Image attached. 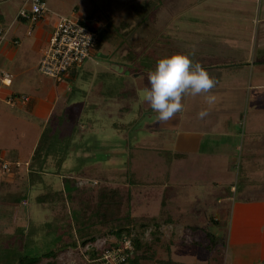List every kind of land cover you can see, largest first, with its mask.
<instances>
[{
  "label": "crops",
  "instance_id": "crops-1",
  "mask_svg": "<svg viewBox=\"0 0 264 264\" xmlns=\"http://www.w3.org/2000/svg\"><path fill=\"white\" fill-rule=\"evenodd\" d=\"M100 1L117 5L116 9L123 12L127 10L126 4L146 2V0ZM163 1L170 4L167 10H170L171 18L173 17L174 20L179 12H187L186 22H183L184 26L180 22L173 37L167 35L169 38L167 42L160 40L158 45L156 44L153 59H158L163 54L168 55L170 51L191 54L190 58L200 63L216 81L211 91L218 97L217 102L209 107L204 100L205 94L183 95L182 110L174 116L177 122L173 121L172 124L171 120L165 123L158 121L155 112L156 117H152L153 111L143 98L144 91L149 87L147 73L152 68L140 65L141 68L136 69L130 63L137 58V55L141 59L143 57L140 56L152 59L151 52L146 55H141V52L145 45L151 42V36L157 37L158 27L163 26L164 29L169 30V23L158 26L157 19L153 24L140 20L138 53L129 52L130 54L125 55L126 51L122 48L119 52L123 55L119 53L117 60L110 59L104 54L102 47L107 41L100 38L99 44L93 48L89 58L79 68L68 72L62 81L56 82L39 73L37 65L38 58L56 23L53 16H56L57 11L65 4L55 2V9L52 5L46 7V12L34 24L29 34L28 22L17 17L18 10L26 5V0L14 7L0 6V28L3 32L0 41V120L6 122L10 120L14 124L19 119L25 120L28 124L29 120L37 123V126H33L37 130L33 133V143L26 146L28 148L24 146L23 136L19 135L15 127H10L8 140L0 145V155H5L4 159L8 158L19 165L11 167V176L0 177V208L7 213L6 207L11 208L8 204L18 201L23 193L25 196H22L19 202L25 201L28 207V198L32 196L30 174L39 176V172H46L45 175L53 182L63 180L61 177L66 176L63 186L61 181L62 187L68 181L71 183L81 178L84 180V176H67L62 172L58 174V171H43L39 167H36L35 171L34 168L31 170L32 161L40 146L39 136L41 131L44 132L43 126L45 123L48 124L54 113L57 112L59 119L63 116H71L76 121L85 118L92 123V118H96L97 121L101 116L108 117L106 109L109 108L110 103L116 101L122 103L127 96L130 100L134 97L136 99L134 101L140 102L144 109V119L141 121L144 134L139 138L143 156L149 157L154 153L161 160V154L166 155L168 158L166 160H170L171 166L177 165L176 161L183 162L190 156L204 158L205 155H213L217 158H214L215 161H220V165L213 166L211 170L218 171V173L213 172L217 175H220L221 170L224 171L221 165L223 162L227 163L230 160L231 163L228 164H233L235 155H240L242 162L244 156H248L242 171L243 177L250 182L246 181L238 189L228 181L229 188L226 192L221 187L223 184L221 177L211 174L208 178L204 173L200 178L207 181L202 180L198 185L193 180L189 181L181 177L186 176L183 172L186 170L183 164L174 166L169 170L170 175L166 174L165 180L157 184V189L150 187L140 191L145 201L142 200L139 205L132 204L129 213L125 214L131 218L144 216L145 221L149 223H156L155 219L158 215L164 216L162 220L166 222L174 220L177 225L172 227L169 223V232L164 231L163 228L158 232L156 230L154 235L151 234L152 230H149L148 240L140 236L131 253V261L128 260L126 264H264V0ZM89 2L93 5L87 9L86 19L98 22L95 23L98 30L104 29L106 32L107 25L102 23L105 20L101 21L97 16L102 4L97 1L93 3L92 0ZM162 3L161 0L158 1L160 6L156 5L154 10H161ZM80 8L78 3H75L71 10L78 12ZM126 26L125 41H135L130 36L137 31V24ZM147 28H154V34ZM107 33L109 34V31ZM108 34L107 37L110 38ZM163 35L161 34L162 37ZM128 54L130 60L126 59ZM101 70L105 72L104 75L107 74V77H116L118 86L113 87L109 80L84 81L87 74L95 79L100 75ZM3 73L9 75V82H2ZM19 96H26V100H20ZM201 110L208 111V115L203 119L197 116ZM161 131L169 133L164 141L161 136L159 137ZM122 133L123 140H128L125 133ZM101 136L115 137L108 133ZM215 140L217 142H214ZM121 141H117L116 144L97 143L94 150L100 152L112 148L125 152L127 141ZM130 159L132 160L131 155H129V163ZM191 162L195 168L192 170L200 168L201 171H206L205 168L196 165V162ZM241 162L238 169L241 167ZM135 163L134 157L133 164ZM197 172L199 171L193 173L195 175L192 179H196ZM246 172L249 174H245ZM149 180L154 179L152 177ZM22 181L26 183L25 188L23 187L25 183H21ZM191 188L200 194L198 198L188 197ZM23 189L25 190L22 191ZM211 193H214L212 197ZM215 198L221 204L208 222L178 226L181 215L190 213L193 218L194 214L202 209L200 203L203 200L213 201ZM38 199H41L40 196ZM54 211H58V208H54ZM11 213L13 222H9L2 214L10 223L7 225L0 216L1 223L4 224L0 225V235L11 236L10 239L0 238V245L2 242L4 244L15 242L12 236L15 235L16 229L13 226L19 217L16 212L11 211ZM211 224L215 226V231L210 229ZM113 238L116 239L115 236ZM110 240L109 243L116 241Z\"/></svg>",
  "mask_w": 264,
  "mask_h": 264
},
{
  "label": "rangeland",
  "instance_id": "rangeland-1",
  "mask_svg": "<svg viewBox=\"0 0 264 264\" xmlns=\"http://www.w3.org/2000/svg\"><path fill=\"white\" fill-rule=\"evenodd\" d=\"M22 1L23 0H0V6L8 5L10 7H14L16 5H20ZM89 1L91 0H44L46 7L52 5L53 9H55V2L65 4L61 10L57 11L56 16H53L55 22L58 18L57 15L73 16L80 19H86L87 9L93 5ZM95 1L102 4V8H99L97 16L99 19H101V21L105 20L102 23L107 25L105 26V29L109 31L110 35L102 28V30H98L97 25H95V23L98 22L91 20L89 25L98 30L99 38L107 41L105 44H103L102 51L113 60L118 59L117 57L119 56V53H121L119 51L122 48L126 51H122L125 53V55L129 52L133 54L138 53L139 43L137 42V38L139 37L138 28L140 20H144V23L149 22L147 24H153L154 20L157 19V24L159 22L158 26L169 23V30L164 29L163 26L160 28L158 27L157 37L155 35L151 36V42L147 43L144 50L141 52V55H146V53L151 52L152 59H145L144 56H140L143 57L141 59L137 55L136 59H131L132 62L129 61L132 64V67L136 69L140 67V65L143 67L153 68L155 61L157 60L153 59V56L156 53V44L158 45L160 40L167 42L169 40L167 35L173 37L174 33L177 32L180 22H182V26H184L183 22H186L187 12H179L177 18L174 20L173 17L171 18L170 10H167L169 9L170 4H167L166 1L164 2L163 0H161V3L163 2V7L161 10H154V7L158 5V1L160 2V0H146L144 3H135L131 5L126 4L125 8L127 10L124 12L122 10L116 9L117 5H109V3H102L100 0H92L93 3H95ZM75 3H78V5L81 7L78 12H72L71 10L72 5ZM103 7L105 10H103ZM123 20L125 22L124 24ZM129 24H137V31L133 32L134 34L131 33L130 36V38L135 39V41H125V28L127 27L126 25ZM152 29L147 28L148 31L150 30L154 34L155 29ZM127 31L130 33L129 29H127ZM107 34L110 36V38L107 37ZM161 34H164L163 37ZM129 54L126 57L127 60H130ZM169 54H171V51ZM121 55L123 54L121 53ZM96 58L98 59L99 57L97 56ZM104 73L105 72L101 70L100 75H97L95 79L87 74V78L84 81L98 82L100 79L99 82H106L109 80L113 87L118 86L116 77L112 78L111 76L110 78L107 77V74L104 75ZM35 76L39 77V75ZM134 100H136L134 97L132 100H130V97L127 96L125 98V102L118 103V101H116L114 103H110L109 108L106 109V112H108V117L101 116L97 121L95 120L96 118H92V123H90L89 120L85 118L82 119V121H76L71 116H63L61 119H59L56 112L52 115L48 124H44V132L41 131V135L39 136L38 141L40 140V146L32 161L31 170L34 168L35 171L36 167H39L43 171H58V174H61L62 172V174L67 176H84V180L81 178L80 180H74V182L71 181V183L68 181L69 183L67 182L66 185L62 187L65 183L64 180L66 181V176L61 177L63 180L60 179V181L56 180L57 182H53L45 175L46 172H39V176L30 174V176H32L30 183L32 185L30 188L32 196L28 198V207L25 201L21 200L19 202L22 196H25L23 193L22 196H19L18 201L16 200L15 203L8 204L11 208H13V210L6 207V210L8 211L6 213L4 209L0 208V216L4 218V221L6 222L5 225H7V223L13 219L11 211L16 212L19 217L15 220V225L13 226V228L16 229L15 235L12 236L13 241L15 240V242H13V244L7 242L4 244L2 242V245H0V264H17L20 257L24 255L36 257L50 250L53 251L52 256L46 259H41L36 264H85L86 261L90 259L88 256L89 253L87 251L91 250L93 247L104 248L103 246L109 245L108 241L111 242L110 239L116 240L118 243L121 242V239L123 236H125V231L121 233L122 238L115 239L113 236L97 237L93 242H87V246H85V248L84 246L82 247L79 245L84 237H81V234H79L77 230L75 231V226L73 224L77 214L76 205L73 202L75 197L72 196L70 199L67 198V196L70 197V191L76 184L92 183V185H94L97 180L107 179L120 185L123 188V191H126L128 194V197L124 202V211L125 213H129L128 211L130 210L132 204L139 205L142 200L145 201V199L140 195V191L142 192L143 190L150 187L157 189V184H160L161 181L165 180L166 174L170 175L169 170L174 166L183 164L186 168V170H183L186 176L181 177L188 179L189 181L193 180L198 185L202 183V180L207 181V179L200 178V176H202L204 173L207 174L208 178L211 174H215L213 172L218 173V171H211L213 166L220 165V161H215L214 158H217L213 155H205L204 158H193L190 156L186 160H183V162L176 161L175 163H177V165L172 164L171 166L170 160H166L168 159L166 155L161 154L160 159L163 162L159 160V158H157L154 153L149 157L146 155L143 156L142 146H139L141 140L139 138L144 134V131L142 130L143 123L141 122L144 119V109L140 102H135ZM152 117H156L154 112ZM23 121L19 119V121L14 124L11 123L10 120H7V122L0 120V145H3L8 140V137L10 136V127H15V130L19 133V135L23 136V144L25 147L33 143V133L37 131L35 128H33V126H37V123L32 120H29V124L25 120ZM173 121L177 122V118L173 117L170 123L172 124ZM119 132L121 133L118 134ZM122 132L125 133L128 140H123ZM105 133L115 135V137L101 136ZM159 134V137L161 136V138H163L162 141H164L165 136H167L169 133L161 131ZM116 135H119V137ZM121 139L122 141H127V150H125V152H119L118 149L112 150V148H109V150L106 151L100 150V152L98 150H94L97 147L95 146L97 143L116 144L117 141H121ZM214 142H217V140ZM128 151L130 154H128ZM129 155L132 157V160L130 159V163ZM4 156L2 155L1 158L4 159ZM134 157L136 158L135 164H133ZM247 157L248 156H244V161ZM4 160L8 163H11L8 158H5ZM191 161L196 162V165L200 166L201 168H205L206 171H201L200 168L197 170H192L195 168L192 166ZM244 161L242 160L241 162L240 155H235L233 164H228L231 163L230 160H228L227 163L223 162L221 164L224 167V171L221 170L219 172L220 175L215 174L214 176L221 177L220 179L223 181V184L221 185V187L224 188L223 191H228L229 183L234 187H238L239 189L241 185L246 183V181L250 182L249 179L246 180V177H243L244 172L242 171V168L245 165ZM240 162L241 167L238 169ZM13 163L14 162L11 164ZM162 165L163 167H161ZM184 166L181 167L183 168ZM196 171H199L196 174V179H192V176L195 175L193 173ZM11 172V169L8 171L2 170L0 163V177L5 178L7 176H11ZM179 173H177V175H179ZM245 174H249V172H246ZM152 177L154 180L150 181L149 179ZM86 178L92 179L87 180ZM85 180H87V182H84ZM61 181H63L62 184ZM21 183L24 184L25 181H22ZM25 185L26 183L23 185L24 188ZM24 190L25 189L22 191ZM58 190L62 191L59 192ZM198 195L200 194H197L193 188H191L190 192L188 193V197L193 199L198 198ZM210 195L212 197L214 193H211ZM33 196H36V198L33 199ZM39 196L41 198L40 200L38 199ZM208 199H205L200 203L202 209L198 210L197 213L194 214L193 218H191L190 213H186L185 216L181 215V220H179L178 226L198 225V223L208 222V219L211 217V215H214L215 211L217 210L216 208L218 205L221 204L220 201H217V198H215L213 201ZM54 208H58V211H54ZM2 214L8 218L9 222H7V219L2 216ZM1 217L0 225H4L1 223ZM163 218L164 216L159 215L156 217L155 225H158L156 226L157 228L151 226L152 223L147 221L144 227H139L137 225L133 226L134 232L136 231L137 235L139 234L138 238L141 236L142 239L148 240L150 238V235H148L149 230H152L151 234L154 235L156 234V230L158 232L163 228L164 231L169 232V223H171L172 227L177 225H175L174 220H168L166 222L165 220H162ZM164 222H166V224ZM210 226V229L213 231L216 230L215 226L213 227L212 224ZM89 231L90 234H95L97 233L98 228H92L91 230L89 229ZM131 234L133 235L132 231ZM0 238L10 239L11 236L0 235ZM138 240H140V238ZM71 242H76V246H74ZM132 251H134L133 248ZM132 251L129 255H131Z\"/></svg>",
  "mask_w": 264,
  "mask_h": 264
},
{
  "label": "built area",
  "instance_id": "built-area-1",
  "mask_svg": "<svg viewBox=\"0 0 264 264\" xmlns=\"http://www.w3.org/2000/svg\"><path fill=\"white\" fill-rule=\"evenodd\" d=\"M46 10L44 0H26V5L18 10L17 17L24 19L29 24L28 34ZM90 21L89 19L58 15L54 28L38 58V72L60 82L71 69L80 67L89 58L97 41L96 30L89 25ZM2 38L3 32L0 28V41ZM2 82H9L8 74L3 73ZM19 98L22 101L26 100V96H19ZM14 165L16 167L18 163L16 162ZM10 167V163L1 162L2 170L8 171ZM131 251L130 239L123 237L120 243L115 241L104 246L94 261L98 264H124Z\"/></svg>",
  "mask_w": 264,
  "mask_h": 264
},
{
  "label": "trees",
  "instance_id": "trees-1",
  "mask_svg": "<svg viewBox=\"0 0 264 264\" xmlns=\"http://www.w3.org/2000/svg\"><path fill=\"white\" fill-rule=\"evenodd\" d=\"M95 30L97 33V41L94 47H97L100 38L98 37V30ZM3 161L5 160L0 156V163ZM14 164L15 162L11 164V167H15ZM72 196L75 197L73 202L75 203L77 210L75 220L73 221L75 231L77 230L79 234H81L80 236L84 237V239L81 240V243H79L80 246H84L85 248L87 242H93L97 237L115 236L116 238H122L121 233L125 231V236L123 237H128L130 239L134 250L135 244L138 243V235L136 231L134 232L133 226L137 225L139 227H144L147 221H145L146 218H144V216L131 218L125 214L124 202L128 197V194L126 191H123V188L120 185L107 179L97 180L94 185H92V183H79L72 188L70 191V197L67 196V198L70 199ZM152 226L155 227L154 222L152 223ZM92 228H98L97 233L90 234L89 229L91 230ZM131 231L133 232V235L131 234ZM71 243L76 246V242ZM110 244L111 243H109V245ZM101 250L102 248L93 247L91 250L87 251L90 259L86 261V263L98 264L94 259L99 256ZM52 254L53 251L50 250L36 257L24 255L20 257L17 264H36L41 259H46L52 256ZM128 260L131 261V255H128L124 264H126Z\"/></svg>",
  "mask_w": 264,
  "mask_h": 264
},
{
  "label": "clouds",
  "instance_id": "clouds-1",
  "mask_svg": "<svg viewBox=\"0 0 264 264\" xmlns=\"http://www.w3.org/2000/svg\"><path fill=\"white\" fill-rule=\"evenodd\" d=\"M190 55L183 52L163 55L147 73L149 87L144 91L143 98L148 107L157 114L158 121L168 122L179 113L185 94H205L204 100L209 107L218 100L211 91L216 81L200 63L194 62ZM207 115V110L197 113L200 119Z\"/></svg>",
  "mask_w": 264,
  "mask_h": 264
}]
</instances>
